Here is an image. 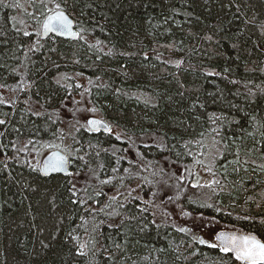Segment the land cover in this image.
Masks as SVG:
<instances>
[{"label": "trees", "instance_id": "obj_1", "mask_svg": "<svg viewBox=\"0 0 264 264\" xmlns=\"http://www.w3.org/2000/svg\"><path fill=\"white\" fill-rule=\"evenodd\" d=\"M56 5L78 41L41 37ZM0 87V264H239L198 221L264 240V0H0ZM59 146L99 176L72 162L83 206L33 170Z\"/></svg>", "mask_w": 264, "mask_h": 264}, {"label": "snow or ice", "instance_id": "obj_2", "mask_svg": "<svg viewBox=\"0 0 264 264\" xmlns=\"http://www.w3.org/2000/svg\"><path fill=\"white\" fill-rule=\"evenodd\" d=\"M43 2V0H41ZM59 5H56V8L59 9ZM43 31L45 33L49 32H55L60 33L61 35L68 34V35H77V33L72 31V22L68 18V16L63 11H56L55 14L49 15L46 20L43 23ZM25 35H29V33L25 32ZM0 103H3V100H0ZM91 111H95V109H91ZM5 122L3 120H0V124H4ZM90 125H96L98 122L95 120L88 121ZM225 157L223 155H220L219 152L212 154V158L209 163L205 164V168L209 173H212L213 167L215 166L218 159H224ZM73 161H83V167H86L89 169L90 172H92V175L89 177V179L95 178L99 179V176L92 171L90 168L89 162L85 160L83 156H75L71 159L68 156L62 155L58 152L52 153L49 157H47L43 161L42 168H33L34 171L41 172L44 176H48L50 173L55 172H65L68 176L73 177V180L69 181L70 188L69 192L71 193L70 196V203L73 205H80L83 206L88 203V200H91V196H87L86 198H78L77 197V184L75 182V177H78L81 175L80 170H76L73 172H68L67 166L72 163ZM117 164L120 163L119 160L116 161ZM129 163H132V161H129ZM196 164H204V161L197 159L195 161ZM230 163L233 164H239L240 160L236 159L234 161H231ZM112 172H119L120 169L113 167L111 169ZM125 172L129 171L128 169H124ZM235 171V169H234ZM123 180V178H120ZM179 179H183L182 177H179ZM113 177L109 176L107 179H101L100 184L101 185H110L112 184ZM146 180V178H145ZM150 183V182H149ZM212 183H218V181H212ZM91 185L88 184L86 187L81 189L80 191L87 193L88 187ZM121 186H123L121 184ZM193 187H202L203 185H200L197 181L195 184L192 185ZM139 187V185H137ZM136 189H133L135 191ZM118 191V190H117ZM104 194L102 191H98L95 193L96 196H100ZM153 196H156V193H152ZM139 193H137V196L134 197V199H139ZM111 199L115 200L116 197L113 196ZM171 199V197H169ZM95 203H99V201H94ZM104 207H109V205H105ZM210 207V205H209ZM91 206H89L90 210ZM100 211H103L104 209H99ZM143 211V210H142ZM83 219V218H81ZM103 223V222H101ZM111 226V225H110ZM98 227V226H97ZM85 231H88L85 229ZM95 231V228L93 229ZM181 231H186V229H181ZM215 240L219 243H212L208 246L210 248H219V251L222 253L231 254L235 261L239 262V264H264V240L258 239L256 235L253 234H247V235H237L235 233L229 234L225 232H220L215 236ZM199 243L206 244L207 242L203 239L199 240ZM93 243V247H94ZM88 248V242H84L80 244V252L79 255L86 256L87 252L84 251V249Z\"/></svg>", "mask_w": 264, "mask_h": 264}, {"label": "rangeland", "instance_id": "obj_3", "mask_svg": "<svg viewBox=\"0 0 264 264\" xmlns=\"http://www.w3.org/2000/svg\"><path fill=\"white\" fill-rule=\"evenodd\" d=\"M25 10H29L28 9V6H26L25 8H24V11ZM24 11L23 12H21V15H22V17H23V13H24ZM55 12V11H54ZM40 27H41V25H40ZM40 30V29H39ZM40 34H41V32H40ZM1 92H2V88L0 87V97H1ZM84 93V92H83ZM78 98H79V102H81L80 103V105L79 106H81L82 107V109L80 110V111H78V113L79 112H82V113H80V115H78V114H75V115H73V117H75V119L77 120L76 122H78V121H80V119H82V121L84 120V123L85 124H79V123H77V127H85V128H87V129H89V127H88V124L86 123V120L88 119V118H90V116H96V117H101L99 114H97V112H95V111H91V109H93V107H92V104L90 103V100H88V98L85 96V94L84 95H79L78 96ZM17 101V100H16ZM14 106H15V104H14ZM67 108L70 110V109H73L74 108V105H70V104H68L67 105ZM76 113V112H75ZM77 115V116H76ZM101 118H103V117H101ZM74 119V120H75ZM114 129V128H113ZM114 131L118 134L119 133V130H117V129H114ZM119 135V137H123V134H118ZM66 145V144H65ZM64 145V146H65ZM64 146H59L58 148H54V149H59V150H62L63 151V147ZM64 152V151H63ZM66 152V151H65ZM67 153V152H66ZM160 200L161 199H158V202H160ZM168 206H170V205H168ZM171 207V206H170ZM192 221H190V222H187V223H185V224H190ZM193 226H194V224H193ZM217 229H218V226L216 225V223H214V222H212V221H208V222H200V221H198V222H196L195 223V226L193 227V231H194V233H197V234H200L201 236H202V238H203V240H205L207 243L206 244H212V243H215V236H216V233H217Z\"/></svg>", "mask_w": 264, "mask_h": 264}, {"label": "water", "instance_id": "obj_4", "mask_svg": "<svg viewBox=\"0 0 264 264\" xmlns=\"http://www.w3.org/2000/svg\"><path fill=\"white\" fill-rule=\"evenodd\" d=\"M58 11H63L67 16H68V18L71 20V22H72V31L73 32H75V33H77V35H75V36H73V35H68V34H64V35H61L60 33H55V32H49V33H45L44 31H43V24H42V26H41V30H40V32H41V36H42V38L43 39H47L49 36H54V37H56V38H58V39H64V40H68V41H78L79 39H80V34H79V32H78V30H76V21H75V19H73L72 18V16L71 15H69L66 11H64V10H58ZM56 12V11H55ZM55 12H53V13H51V14H48L47 15V17L49 16V15H53V14H55ZM46 17V18H47ZM46 18L44 19V21L46 20ZM44 23V22H43ZM20 95V94H19ZM19 95H17L16 96V99L19 97ZM16 99H15V101H14V103L16 104ZM90 120H95V121H97L98 123L96 124V125H90L89 123H88V121H90ZM87 124H88V126H89V129L91 130V131H93L94 133H99V132H105V133H108V132H110V129H111V126L108 124V123H106L103 119H101V118H97V117H90V118H88L87 119V122H86ZM56 152H58V153H60V154H62V155H65V156H68L66 153H64V152H62L61 150H59V149H56V150H53L52 152H50V153H48L47 155H45L43 158H42V162H41V164H40V168H42V166H43V161L47 158V157H49L52 153H56ZM69 157V156H68ZM67 170H68V172H73L72 170H71V163L67 166ZM62 175V176H64V177H66V176H68L67 175V173H65V172H55V173H50L48 176H54V175ZM220 232H225V233H229V234H232V233H235V234H237V235H247L248 233H240V232H236V231H233V230H231V231H227V230H222V231H220ZM220 232H218V233H220ZM217 233V234H218ZM216 234V235H217ZM258 238V237H257ZM258 239H260V238H258ZM216 241V240H215ZM216 243H219L218 241H216Z\"/></svg>", "mask_w": 264, "mask_h": 264}, {"label": "bare ground", "instance_id": "obj_5", "mask_svg": "<svg viewBox=\"0 0 264 264\" xmlns=\"http://www.w3.org/2000/svg\"><path fill=\"white\" fill-rule=\"evenodd\" d=\"M53 13V12H52ZM51 14V13H50Z\"/></svg>", "mask_w": 264, "mask_h": 264}]
</instances>
